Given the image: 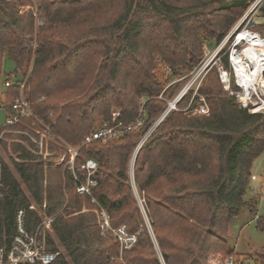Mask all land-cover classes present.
<instances>
[{"label":"trees","instance_id":"obj_1","mask_svg":"<svg viewBox=\"0 0 264 264\" xmlns=\"http://www.w3.org/2000/svg\"><path fill=\"white\" fill-rule=\"evenodd\" d=\"M26 1L0 0V103L6 118L16 111L23 80L34 113L74 145L82 144L95 123L112 119L113 109L129 120L145 101L146 112L139 129L81 146L76 164L85 157L99 164L96 201L77 192L65 163L44 164L16 143L21 160L3 168L2 226L11 236L22 207L28 227L36 225L41 217L29 205L35 201L42 207L45 201L54 216L48 241L64 248L47 264H161L129 174L133 148L167 105L158 97L164 83L157 69L170 66L168 80L191 70L203 57V42L218 43L228 35L247 0H39L43 22L36 34ZM260 13L264 16V3ZM8 60L14 62L10 71ZM222 62L229 66L227 50ZM199 91L209 114L172 109L140 146L134 163L166 264H208L212 252L237 253L229 244V221L244 208L264 231V212H257L264 193L249 195L253 161L264 151V110L240 105L216 71ZM84 203L88 210H82ZM99 205L113 226L139 231L121 257L117 238L101 233L93 210ZM252 254L255 264H264V245Z\"/></svg>","mask_w":264,"mask_h":264},{"label":"rangeland","instance_id":"obj_2","mask_svg":"<svg viewBox=\"0 0 264 264\" xmlns=\"http://www.w3.org/2000/svg\"><path fill=\"white\" fill-rule=\"evenodd\" d=\"M34 1L36 3H39V0H29V1L24 2L23 6H25L28 10L30 9V7L33 6ZM253 2L254 0H247L245 2L246 6H245L244 11L241 13L240 17L238 18L236 23L233 25L228 35H226L220 42L214 43L211 40H205L203 42V46H202L203 47V57L201 61L198 64H196L191 70H188L186 73H184L183 75L177 78L168 80L170 66L160 64L158 66L157 73L161 77L164 83L163 85L164 87L161 93L158 95V97L164 100L173 99L176 96H178L181 92L186 91V93L183 95L182 99L178 103L177 110L183 109L187 111L188 115H193L191 111L192 104L197 105L202 101V102L207 103L209 107V112H210L209 102L206 96L200 93L199 88L203 84H205L206 81L209 79L210 75L211 74L213 75L214 71H216L223 89L226 90L229 95L234 96L236 101L240 105L248 106V109L250 111H263L264 110V88H262L261 86H258L256 89H253L252 91H248L246 88H243L244 86L242 87L239 84L237 73L235 71L234 66L231 63L232 52L237 48H241L244 44V41L243 42L241 41L236 46L234 45L236 39L238 38L239 32L246 31L247 33L260 34L264 36V16H262L260 13V5L264 3V0L257 8H255L253 11L250 12ZM39 13L41 16L40 10H39ZM35 30H36V25H35ZM223 49H225V51L226 50L228 51V65H229L228 67L224 66L222 62V57H223V54L225 53ZM206 64H208V67L204 68ZM6 68H7V71H10L11 69H13L14 62L11 60H8L6 62ZM222 74L223 75L228 74L229 77L226 79V77L224 76L225 78H223ZM26 76L28 78L29 73L26 74ZM263 79H264V76H263ZM23 82H25V80H23ZM5 86H7L6 83L3 84L4 90H5ZM195 96H198L197 100L195 99L196 101L194 100ZM114 111L121 112L120 109H113L112 112ZM160 114L157 115V117L154 118V121L143 131L138 143L133 148L131 155H130V161H129V174L131 177V184L133 187L134 196L136 197L137 202L140 207V215L143 220V225L148 229L151 235V238L153 241V248L157 256H159L161 264H166V262L164 261L163 255H162V250L156 239L154 229H153L151 220L149 218L148 212L144 206V197L138 190L137 184L134 179V172H133L134 170V164H133L134 160L133 159H134V155L136 153L137 147L140 141L142 140L144 134L151 127H153L155 121L158 119ZM194 114H197V113H194ZM5 119H6V111H5L4 106H2V104L0 103V125L5 121ZM107 120H111V119H107ZM26 122H23L17 125H10L0 130V163L3 166L5 164L12 166L13 159L21 160L19 153L22 152V150L21 149L15 150V146H17L18 143L21 147H25L27 151H30L31 153L36 154L37 155L36 159H38L39 161L41 160L44 164H47L50 161H55L56 163H66L67 157H64V153L66 151L65 145L72 144V143L66 141L65 138L61 134L58 133L60 137L62 138V140L58 139L59 140L58 141L55 138H50V139L44 138V146L42 147V150H41L40 145L36 143L31 136H29V134H31L34 138L40 140L41 135L37 132L38 127L36 125H32L31 121L30 122L26 121ZM101 122L102 120L95 123L94 127L100 124ZM155 128L152 129L151 133L147 136V138L152 134ZM53 146H56V147L54 148ZM45 169H46V165H45ZM258 192L264 193V151L260 153L253 161L252 176L250 178V183H249V195L257 194ZM32 202H35V201H32ZM36 207L38 211L41 210V207L37 203H36ZM99 207L100 205L98 206V208ZM98 208H95L93 210L95 211ZM88 209L89 208L84 203L82 210H88ZM104 209H105V212L109 214L108 210L106 208ZM98 210H100V208ZM257 212L258 214H261L264 212V200L263 199L259 201ZM96 215H97V212H96ZM110 221H111V216H110ZM122 225H125V224H122ZM137 232L139 233V231ZM106 235L107 236L111 235L112 237H115L112 233H108ZM137 237H138V234H137ZM228 240H229L230 246L234 247L237 251V253L233 254L234 261L232 264H255V257L252 254V249L255 247L264 245V231L259 230L256 227V217L254 213H252L248 208L242 209L237 214L231 217L229 221ZM117 242H118L117 248L120 254L119 256L121 257L124 249L126 248L122 246V243L118 238H117ZM57 245L62 251H64V248L62 245L60 244H57ZM219 255H226V254L222 251L210 253L208 256V264H219L218 260H216V256H219Z\"/></svg>","mask_w":264,"mask_h":264},{"label":"built area","instance_id":"obj_3","mask_svg":"<svg viewBox=\"0 0 264 264\" xmlns=\"http://www.w3.org/2000/svg\"><path fill=\"white\" fill-rule=\"evenodd\" d=\"M262 2L263 0H254L250 12L257 8ZM31 8L36 21V34L38 24L42 23L43 21L40 17L39 6L35 1ZM33 44L35 45L36 41H34ZM206 67H208V64H206L204 68ZM224 76L226 75L222 74L223 78H225ZM25 82L21 83L20 96L15 99L13 104L16 111L7 116L5 121L0 125V130L10 125L26 122V119L23 118L26 116H32L34 119L31 120V123L32 125H36L38 127L37 132L41 135V139L38 140L31 134H28L36 143L40 145L42 150V147L44 146V138H55L56 140H62V138L53 129V126L50 123L46 122L44 119L40 118L34 113L30 102L23 95L22 90ZM6 84L8 85L9 82H6ZM185 93L186 91L181 92L173 99H165L167 103L165 109L155 121L153 127H151L144 134L141 141H144L147 138L152 129L155 128V126H157V124H159V122L164 119V117L172 109H178V103ZM191 111L193 114H207L209 113V107L207 103L201 101L197 105L192 104ZM145 112V101L142 103L139 113L134 118L129 120L121 119V112L114 111L112 112V119L104 120L100 124L92 128L85 135L82 144L65 145L66 151L64 153V157H67L65 166L70 170L73 176V180L78 193L88 195L93 201H96L94 188L98 183L97 170L99 168V164L95 158L85 157L84 160L79 165H77L76 157L79 154L81 146L97 139L107 140L112 137H116L126 131H134L139 129L143 124ZM3 168L4 166L0 163V187L4 185ZM2 195L3 192H1L0 190V196ZM45 207V201L40 211H38L35 202L30 203L29 208L36 210L41 217L40 221L32 227H28L26 223V208H19L16 212L14 232L13 234H11V236L7 235V228L5 226H2L1 224L2 216L0 211V264H26L35 262L47 264L55 260L61 254L62 250L59 248V246L57 245V247L54 248L48 241V236L53 235L52 223L54 220V216L49 215L46 212ZM99 208L100 210H98ZM99 208L95 211L97 212L101 233L104 235L112 233L121 241L124 248L132 246L133 243L137 240L138 232H129L126 229L125 225L118 227L112 226L110 215L105 212L104 207L100 206ZM216 260H218L219 264H232L234 261L233 255L231 254L216 256Z\"/></svg>","mask_w":264,"mask_h":264},{"label":"bare ground","instance_id":"obj_4","mask_svg":"<svg viewBox=\"0 0 264 264\" xmlns=\"http://www.w3.org/2000/svg\"><path fill=\"white\" fill-rule=\"evenodd\" d=\"M239 33L238 39H245L244 44L241 48L235 49L231 56L239 84L248 91L258 86L264 88V36L246 31ZM225 77L227 79L229 75Z\"/></svg>","mask_w":264,"mask_h":264},{"label":"water","instance_id":"obj_5","mask_svg":"<svg viewBox=\"0 0 264 264\" xmlns=\"http://www.w3.org/2000/svg\"><path fill=\"white\" fill-rule=\"evenodd\" d=\"M143 142V141H142ZM142 142L140 143V145L137 147V150H136V153H135V155H134V161H135V158H136V156H137V153H138V150H139V147L141 146V144H142ZM134 161H133V164H134Z\"/></svg>","mask_w":264,"mask_h":264}]
</instances>
